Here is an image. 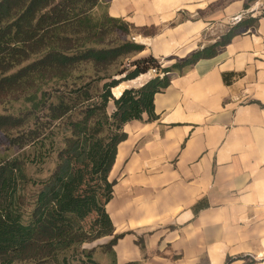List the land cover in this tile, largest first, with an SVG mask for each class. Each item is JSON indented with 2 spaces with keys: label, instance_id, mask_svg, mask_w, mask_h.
I'll use <instances>...</instances> for the list:
<instances>
[{
  "label": "crops",
  "instance_id": "crops-1",
  "mask_svg": "<svg viewBox=\"0 0 264 264\" xmlns=\"http://www.w3.org/2000/svg\"><path fill=\"white\" fill-rule=\"evenodd\" d=\"M249 1L108 0V11L136 31L152 29L133 35L145 45L138 56L171 66L221 38ZM154 102L157 118L144 113L124 126L106 204L122 236L99 262L264 264V17L174 75Z\"/></svg>",
  "mask_w": 264,
  "mask_h": 264
},
{
  "label": "trees",
  "instance_id": "trees-1",
  "mask_svg": "<svg viewBox=\"0 0 264 264\" xmlns=\"http://www.w3.org/2000/svg\"><path fill=\"white\" fill-rule=\"evenodd\" d=\"M108 8V0H0V103L20 99L30 103L19 115L0 113V131L19 150L39 143L44 147L46 139L53 138L57 122L63 121L69 131L55 171L38 182L32 203L27 201L32 182L26 172L28 160L0 162V202L6 199L9 205H0L3 264H102L94 258L95 249H83L84 258L76 262L62 255L79 249L86 240L84 232L70 223L81 226L93 213L98 237L114 235L103 245V252H113L122 236L114 234L106 204L112 197L114 181L109 175L118 146L127 137L125 124L143 119L144 113L149 119L157 118L155 95L170 85L174 75L216 56L243 27L258 21V17L244 19L187 59L163 66L152 54L137 56L145 45L134 39L103 45L108 33L130 34L134 28L111 16ZM123 58L129 60L127 65L121 61L122 69L110 71L109 65ZM87 64L94 67L92 74L87 73ZM152 70L155 76L142 86L113 95L121 81ZM49 83L52 91L44 88ZM111 101L115 109L109 113ZM18 129L15 136L13 131ZM49 152L41 151L35 162L43 164ZM139 244L144 248L142 239Z\"/></svg>",
  "mask_w": 264,
  "mask_h": 264
},
{
  "label": "rangeland",
  "instance_id": "rangeland-1",
  "mask_svg": "<svg viewBox=\"0 0 264 264\" xmlns=\"http://www.w3.org/2000/svg\"><path fill=\"white\" fill-rule=\"evenodd\" d=\"M220 5H221V2L217 1L215 3L214 9L215 8L216 10L219 9ZM248 5H249L248 8L243 10V12L242 11L240 12V13H244V19H249L251 17H258L259 19L260 17H264V0H250ZM104 9L105 8L102 7V9L98 10L96 13L97 16L101 15ZM235 16L236 15H234L233 17ZM232 18L226 19V22L223 23L224 25L223 27L225 28L228 27L227 29H229L230 27L236 25L237 23H234ZM219 24H222V23L221 22L215 23L216 25L215 27H217V25ZM130 31H131L130 34H126L123 31H118L117 33H112V32L108 33L106 35V40L103 43V45H106V44L112 45V46H115L116 44L118 45L119 43L122 42L120 38L123 40L129 39V38L134 39L133 35L136 32H139L142 34H150L153 32L152 29H146V30L143 29V30L136 31V29L134 28H131ZM103 45L101 44V46ZM138 55L139 54H137V56ZM121 61H123V63L127 65L129 60L126 58H123L122 60L113 62L112 64L109 65L110 71L115 72V71H118L119 69H122V65H120ZM85 68H86L87 73L89 74H92L94 72V67H92V65L90 64L85 65ZM152 72L155 73L153 70ZM116 77L120 78L121 76H116ZM124 82H128V80H123L120 82V84ZM131 87H140V86L128 84L125 89L131 88ZM44 88L48 91H52L53 83H49ZM112 93L115 97H119L114 94L113 90H112ZM28 105H30V103L28 104L27 102H24L23 99L7 101L4 103H0V113L2 114L13 113V114L19 115V111ZM114 109H115L114 103L111 101L108 106L109 113H112ZM68 133L69 131L66 130L65 123L63 121L57 122V126L54 128L53 138H47L45 141L44 147L42 146L41 143H39V144L29 145L26 148L19 150L18 147L11 145L7 136L0 131V162L3 161L4 159L9 160V159H15V158L16 159L26 158L28 160L26 164V168H27L26 172L32 181L29 183L28 188H27V196H28L27 201L28 202L32 203L34 195L36 194L37 190L40 187V184L38 182L46 180L55 171L57 167V163H58L59 152L64 147V138L67 136ZM13 134L17 136L19 134V129L14 130ZM52 140L55 141L54 145H52L51 143ZM46 149L50 150L49 156L46 159V161L43 164L36 163L35 159L39 156L41 151H44ZM17 183H18V188H19V180H17ZM0 205H4L5 207L9 206L8 201L6 199H3L0 202ZM27 207L29 210L31 209L30 205H28ZM96 218H97L96 213H93L89 215L88 217H86L81 222V226H77L74 223H70L71 228L80 229L84 232V234L86 235V240L82 243L79 249H75V250L70 249L69 251H67L66 253L62 255V258L67 257L68 260L76 262L79 259L84 258V254L82 252L83 249H87V250L95 249L94 258H96L99 261L98 258L100 254L105 250L103 245L108 243L112 238H111V235H102L98 237L99 229H98V226L95 224ZM0 264H3V263L0 262ZM14 264H30V263L16 262Z\"/></svg>",
  "mask_w": 264,
  "mask_h": 264
},
{
  "label": "built area",
  "instance_id": "built-area-1",
  "mask_svg": "<svg viewBox=\"0 0 264 264\" xmlns=\"http://www.w3.org/2000/svg\"><path fill=\"white\" fill-rule=\"evenodd\" d=\"M234 23H239L244 19V13H240L238 15H236L235 17L232 18ZM154 72H156L155 70H153ZM162 76L164 75V73L161 74Z\"/></svg>",
  "mask_w": 264,
  "mask_h": 264
},
{
  "label": "water",
  "instance_id": "water-1",
  "mask_svg": "<svg viewBox=\"0 0 264 264\" xmlns=\"http://www.w3.org/2000/svg\"><path fill=\"white\" fill-rule=\"evenodd\" d=\"M124 90H125V89H123V91H124ZM123 91L121 92V94L123 93ZM121 94H120V95H121ZM120 95H119V96H120Z\"/></svg>",
  "mask_w": 264,
  "mask_h": 264
}]
</instances>
